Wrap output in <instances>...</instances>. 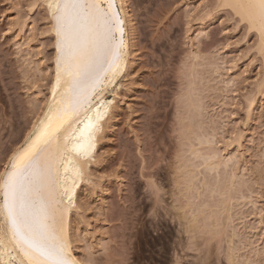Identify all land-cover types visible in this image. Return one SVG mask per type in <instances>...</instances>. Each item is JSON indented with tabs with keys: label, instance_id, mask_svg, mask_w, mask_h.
I'll return each instance as SVG.
<instances>
[{
	"label": "rangeland",
	"instance_id": "obj_1",
	"mask_svg": "<svg viewBox=\"0 0 264 264\" xmlns=\"http://www.w3.org/2000/svg\"><path fill=\"white\" fill-rule=\"evenodd\" d=\"M124 2L130 54L68 216L72 251L84 264H264L257 32L221 0ZM50 25L43 0H0V173L49 100Z\"/></svg>",
	"mask_w": 264,
	"mask_h": 264
},
{
	"label": "bare ground",
	"instance_id": "obj_2",
	"mask_svg": "<svg viewBox=\"0 0 264 264\" xmlns=\"http://www.w3.org/2000/svg\"><path fill=\"white\" fill-rule=\"evenodd\" d=\"M221 1L230 5L257 32L264 51V28L258 12L246 7L248 0ZM43 2L51 18L50 31L55 47L50 97L24 141L13 149L0 173V185L13 172L14 166L19 169L23 165L28 170L26 175H30L51 163L53 196L51 199L36 198L32 204L37 216L42 211L46 213L43 224L30 217L27 223L17 222L15 227L8 217L0 190V215L5 225L4 230L0 227L1 264H56L61 258L57 254L61 247L64 260L84 264L72 251L68 216L76 206L77 189L86 178L87 165L94 160L103 124L113 104L114 99L107 98L105 93L108 89L114 92L113 87L126 69L130 54L124 0H114L110 8L108 0H104L102 11L118 13L124 31L123 34L116 32L112 51L102 55H96L91 49L83 54L82 49L87 48V43H78L73 38L67 20L58 23L55 5L49 7L53 0ZM17 229L24 242L16 236Z\"/></svg>",
	"mask_w": 264,
	"mask_h": 264
},
{
	"label": "snow or ice",
	"instance_id": "obj_3",
	"mask_svg": "<svg viewBox=\"0 0 264 264\" xmlns=\"http://www.w3.org/2000/svg\"><path fill=\"white\" fill-rule=\"evenodd\" d=\"M104 0H53L49 7L55 5L58 23L67 20L73 38L79 42H86L87 48L82 49L87 54L91 49L96 55L112 51V44L116 41V32L123 34V22L118 13L102 11ZM114 0H108L109 8ZM249 9L258 12L260 23L264 28V0H248L246 5ZM46 169V171H45ZM26 175L27 169L21 165L9 173L0 190L3 191L8 217L15 224L17 222L27 223L31 217L41 224L46 219L43 211L39 216L33 211L32 204L36 198L51 199L52 166L51 163ZM156 191V189H154ZM63 249L58 248L57 254L61 256L56 264H74L62 258Z\"/></svg>",
	"mask_w": 264,
	"mask_h": 264
},
{
	"label": "water",
	"instance_id": "obj_4",
	"mask_svg": "<svg viewBox=\"0 0 264 264\" xmlns=\"http://www.w3.org/2000/svg\"><path fill=\"white\" fill-rule=\"evenodd\" d=\"M11 222H12V220H11ZM12 224L15 226V227H17L13 222H12ZM19 230L17 229V231L15 232L16 233V236H19V239H21L23 242H24V240L20 237V233L18 232Z\"/></svg>",
	"mask_w": 264,
	"mask_h": 264
}]
</instances>
